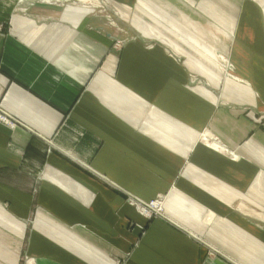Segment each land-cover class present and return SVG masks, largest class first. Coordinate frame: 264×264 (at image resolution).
Here are the masks:
<instances>
[{"label":"crops","instance_id":"1","mask_svg":"<svg viewBox=\"0 0 264 264\" xmlns=\"http://www.w3.org/2000/svg\"><path fill=\"white\" fill-rule=\"evenodd\" d=\"M108 1L144 38L0 8V264H264L263 7Z\"/></svg>","mask_w":264,"mask_h":264},{"label":"rangeland","instance_id":"2","mask_svg":"<svg viewBox=\"0 0 264 264\" xmlns=\"http://www.w3.org/2000/svg\"><path fill=\"white\" fill-rule=\"evenodd\" d=\"M3 1H5V3L4 4L0 3L1 9H7V7H10V9H14V8L22 9L30 4H34V5L42 4L50 8L51 11L59 12L62 14V17L66 18L67 20H72V21L74 20L77 21L76 20L77 18L74 19L73 15L71 16V13H68L66 11L67 8H70V9L71 7L92 8L93 12H91V14L95 15L96 16L95 18L99 22H103L105 26H107V28L109 29V32L117 34L118 36H120V38H134V37L144 38V35L141 32V30L134 28V16L137 15L134 7H130L128 9L125 8L126 10H121V8L119 9L115 4L110 3L108 0H3ZM242 1L244 0H238V3H237L239 6L237 8L238 12H239L240 7L246 3V1L245 2H242ZM254 1H257L258 4L264 9V0H260V1L254 0ZM144 2H146L147 5L143 7L139 5L137 9L139 10L141 8V10L143 11V13L141 14L143 18L146 20L145 23H147V25L151 24L155 30L159 31V33H162L164 35L167 34L170 36L172 33L170 30H173L172 26L170 25L171 23L167 22L166 19L160 16V13H159L162 10L166 11L165 2H163L162 0H159V1L144 0ZM151 10H154V11L151 12ZM156 10L158 12H155ZM150 31H151L150 32L151 35L156 33V32L153 33L154 30H150ZM152 36H150L149 38L157 37L155 35L153 37ZM166 37L167 36H165L164 38L166 39ZM157 39H162V38L157 37ZM214 53L216 55V59H218L216 62H217V65H219L220 70H222L223 66L226 68L230 67L228 66L229 62L226 63L228 58L224 60L223 58L220 57L223 54L221 53L219 49L214 50ZM219 62L221 63L222 67L219 64ZM0 112L5 115V113L2 110H0ZM159 198L160 196L157 197L156 199H159ZM127 200L130 202L131 199L129 196L127 197ZM139 202H140V199L138 198L133 199V202L131 201V203L136 208L138 213L140 212L141 215L144 216V218L152 219L157 216L163 217V218L165 217L164 207H162L163 210L160 211V214H156L155 211L153 212L152 210H147L145 208V205ZM142 202H147V201H142ZM163 206H164V202H163ZM145 212L150 213L149 217L148 215H145ZM118 264H122V261L120 260Z\"/></svg>","mask_w":264,"mask_h":264},{"label":"built area","instance_id":"3","mask_svg":"<svg viewBox=\"0 0 264 264\" xmlns=\"http://www.w3.org/2000/svg\"><path fill=\"white\" fill-rule=\"evenodd\" d=\"M0 121H3V122H9V125H12L11 124V120L9 119V117L5 114H2L1 112H0ZM163 199L162 198H159V199H154V200H152V201H147V202H142L141 200H140V202L139 203H143L144 205H145V208L147 209V210H152L153 212L155 211L156 212V214H160V211H162L163 210V201H162ZM132 202H133V200H131ZM157 202H160V204L158 205V203ZM149 214L150 213H148V212H145V215H148V217H149Z\"/></svg>","mask_w":264,"mask_h":264},{"label":"bare ground","instance_id":"4","mask_svg":"<svg viewBox=\"0 0 264 264\" xmlns=\"http://www.w3.org/2000/svg\"><path fill=\"white\" fill-rule=\"evenodd\" d=\"M8 125V124H7ZM158 204H160V202H158Z\"/></svg>","mask_w":264,"mask_h":264}]
</instances>
